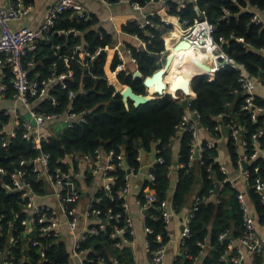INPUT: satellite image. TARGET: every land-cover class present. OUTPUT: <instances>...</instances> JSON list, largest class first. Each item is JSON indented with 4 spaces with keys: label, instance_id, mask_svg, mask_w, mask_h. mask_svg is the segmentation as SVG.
Listing matches in <instances>:
<instances>
[{
    "label": "built area",
    "instance_id": "1",
    "mask_svg": "<svg viewBox=\"0 0 264 264\" xmlns=\"http://www.w3.org/2000/svg\"><path fill=\"white\" fill-rule=\"evenodd\" d=\"M108 4H130L134 14L130 21L135 22L139 28L149 26L158 27L155 23V16L159 15L161 21L166 25L174 28L175 24L168 17L177 18L181 28L182 36L174 39L172 42L166 40V50L161 55L166 56L174 51V45L180 40H187L191 44L190 49L203 51L204 54L213 60V76L224 68L231 67L239 74V88L235 92L241 95L243 102L240 106L242 112L249 114L252 122L258 123L256 130L252 131L245 125L238 123L235 118L231 117L226 111L221 112L216 117L218 120L229 118L225 125L222 123L214 127V131L219 133V137H214L213 130L209 126L201 123L202 115L193 108L192 102L196 99V93L190 87V94L179 90L176 100H186V112L182 117L180 124L176 127V134L172 137L174 146L178 143V136L182 133L191 135V147L189 155V167L195 165L205 168L208 178L214 181V187L210 190L209 199H216L218 192L224 183L230 182L233 188H236L237 178L230 177V170L226 163L220 157H213V162L205 160V154H211L214 149L220 150L225 148L223 142L233 140L238 152L236 172L244 178L246 186H251L252 172L250 167L260 158L264 159V104L259 102L256 91L264 87V76L255 79L247 70L243 63H237L232 56L226 51L223 45V37L215 38L216 26L208 17L206 11H202L196 4L200 15L192 21L183 20L180 16L170 14L172 4H176V9L180 11L185 8L188 2L192 0H150L143 4L141 0H100ZM196 2L197 0H193ZM237 4L242 11L251 14V22L264 27V10L257 5H252L249 0H230ZM33 10V3L27 0H0V100L10 98L25 109V114H16L11 110H5L6 115L11 116V120L2 126L0 135L5 134L3 146L7 147L14 138L20 133L29 140L36 154L30 157H22L19 160H12L7 166H0V184L6 194H18L20 213L25 214L21 220L23 225V238H28L26 242L32 243L34 247H39L42 255L49 248L48 242L53 239L54 242H65L69 249V264L78 260L81 264H137L122 263L116 258L92 256V246L84 247L83 244L91 236L108 232L109 226L112 227L110 237L114 240V245L118 248L130 247L136 234L135 221L130 211V198L133 194L132 180L142 171V151L140 150L139 161L141 167L136 169L130 166L126 161L124 153H116L114 150L105 151L101 147L91 153H80L77 150L66 153L57 159L53 154L43 149V144L49 142L52 136H57L61 131H57L59 123L66 125L65 129L73 128L77 124L87 123L91 118V113L77 109L75 100L79 91L70 88V82L75 81V72L71 67L72 60H78L84 67H88L100 54H106L103 50H109L110 47H100L95 53L86 49L83 42L73 45L70 48L71 54H59L60 45L54 43V36L58 35H79L80 32L73 29L56 30L58 19L66 12H72L79 19L85 21L92 16L86 10V4L81 0H57L46 13L44 21L38 27L21 26L15 27L14 23L21 22L29 16ZM229 11H226V14ZM171 28V29H172ZM169 30L170 33L172 32ZM168 32V31H167ZM140 41V46L133 45L138 49H146L147 43H151L154 35L147 41L135 35ZM238 41L244 42L243 38H237ZM41 43L52 46L58 56V60L53 62L49 69V75L45 76L34 59H28L31 52L38 49ZM170 44V46H169ZM253 48L252 44H247ZM114 56L109 64L110 74H114L117 79L121 71H127L129 62L137 63L133 56L131 48L116 43L114 47ZM184 50L180 51L183 52ZM264 53V47L259 49ZM78 53L79 56L78 57ZM118 58L120 63L116 69L112 70L114 60ZM67 67V70H60V61ZM107 66V63H106ZM105 66V70H106ZM31 71H34L33 77ZM109 82V74L106 70ZM10 74L9 82L13 87L11 96H8L9 85L5 82ZM201 75V74H200ZM56 84H61L62 89L68 90L67 100L62 109L56 112L48 113L45 110L38 109V105L43 101H50L54 106L59 107L64 101L52 93V88ZM84 89V85L81 86ZM230 106V103H227ZM26 114H30L31 120L27 119ZM64 129V130H65ZM54 130V132L52 131ZM206 134V136H205ZM212 135V137H211ZM221 144V146H219ZM251 147V149H250ZM161 151L155 149L156 158L146 166L144 184L152 183L156 180V175L152 170L156 164H164L165 158L160 155ZM176 167L179 165L178 161ZM249 163L245 168L244 164ZM214 164H217L219 172L224 175L223 181H216ZM125 172V185L117 191L118 199L121 200V210L115 211L113 208L103 210L96 208L95 203L102 201L98 194L112 196L113 187L115 186L116 175L112 172L117 170ZM255 173L259 172V166L255 167ZM91 181L89 183V178ZM178 182V174L174 177L170 194L160 202L159 209L161 217L165 222V229L170 238L171 226L177 219L178 213L173 202V194ZM253 187L260 196L261 203L264 205V180L257 177L253 182ZM90 190L91 193L85 205L82 204L85 193ZM218 190V191H217ZM147 200L141 203L145 212L157 202L155 193L148 191ZM237 199L242 211V235L238 238L242 246L252 250H260L264 247V238L259 236L256 231V222L254 214L250 208L248 198L245 193L238 191ZM193 202V203H192ZM189 211L185 214L182 221V230L180 240L182 247L186 238L191 234L190 224L195 217V212L199 209L200 198L195 196L190 202ZM20 213H16L14 221L21 218ZM3 214H0V241L4 233ZM12 220L8 222L9 226ZM69 236H67V233ZM146 233L153 234L154 229L146 226ZM231 231L227 230L220 236L221 240H229ZM156 240L159 246L153 251L152 264H174L175 258L171 262H166L168 253V241L165 242V236L158 233ZM232 240L226 250V258L230 264H245L243 252L239 249L232 251ZM19 242L18 238L12 235L9 239V248L0 250V264H11L12 251L11 247ZM202 245L203 251L205 244ZM146 247L151 251V242L147 238ZM202 251V252H203ZM180 256V255H179Z\"/></svg>",
    "mask_w": 264,
    "mask_h": 264
},
{
    "label": "trees",
    "instance_id": "2",
    "mask_svg": "<svg viewBox=\"0 0 264 264\" xmlns=\"http://www.w3.org/2000/svg\"><path fill=\"white\" fill-rule=\"evenodd\" d=\"M150 0H141L147 4ZM252 5H257L264 10V0H249ZM34 3V0H27ZM196 4L202 11H206L212 23L216 26L215 38L223 37V45L226 51L237 63L246 65L249 73L255 78L261 74L264 76V53L259 49L264 47V27L251 22V14L242 11L240 7L230 0H197L188 2L185 8L180 11L176 9V4H172L170 14L180 16L181 19L191 21L198 16ZM226 11L229 13L226 14ZM92 20L79 19L72 12H66L57 21L56 30H70L80 32L79 35H58L54 36V43L60 45L59 54H71L70 48L78 43H85L86 49L95 53L100 47H114L116 35L108 29L99 27L98 18L92 15ZM155 23L158 27L149 26L139 28L135 22H127L122 30L132 35H138L144 41L154 35L151 43H147L146 49H138L131 44L133 56L137 60L139 70L144 77L156 72L161 64L158 58L166 50L165 34L172 26L161 21V17L156 15ZM175 25L174 28H177ZM237 38H243L240 42ZM252 44L253 48L247 46ZM156 54L158 57H154ZM169 53L167 57L170 55ZM78 57L79 53H78ZM28 59H34L37 68L42 70L45 76L49 75V69L53 62L58 60L55 50L51 45L41 43L38 49L31 52ZM107 55L100 54L98 57L84 67L78 60L71 61V67L75 72V81L70 82V88L79 91L75 100L78 110L91 113V118L87 123L77 124L73 128H68L57 136H52L49 142L43 144V149L53 154L54 158L64 156L66 153L77 150L80 153H91L101 147L105 151L114 150L116 153H124L126 161L136 169L141 167L138 157L140 150L151 152L154 149L161 151L160 155L165 158L164 164H156L152 169L156 175V180L152 183L146 182L139 194V200L144 203L146 193L153 192L157 196V202L147 212V226L154 229L153 234H148L147 238L151 242L152 250H156L159 242L156 240L158 233L165 236V242L169 240L168 232L165 229V222L161 217L159 209L160 202L170 194L174 177L178 174V182L173 194V202L178 214L186 213V209L192 205L191 200L196 186H201L197 194L200 198L199 209L195 212L190 228L191 234L186 238L182 247V255L178 256L174 264H197L196 261L202 256V244L209 243L213 250L203 258L201 264H230L226 258V250L232 240L238 239L243 232L242 212L237 199L238 190L233 188L231 183H224L217 195V200H210V190L214 187V181L208 178L205 168L195 165L189 167V155L191 147V135L188 133L179 134L178 147L172 143V137L176 134V127L180 124L186 112V100H176L171 93L163 97L144 103L138 107L132 100L129 106L124 102L123 95L115 85L111 84L107 78L105 66ZM120 60L116 58L112 65L114 71ZM60 70H67V67L60 61ZM134 72L121 71L118 74V81L123 85H131L135 92L146 95L147 89L144 79L134 78ZM34 71H31L33 77ZM114 76V74H112ZM238 72L231 67L224 68L216 73L214 77L204 74L197 75L193 80V90L196 99L192 102L202 115L201 123L209 126L213 130L214 137H219V133L214 131L217 124L225 125L229 118L218 120L219 113L226 111L228 114L237 116L242 124L247 128L255 129L257 123L249 119V115L240 110L243 99L235 92L239 88ZM10 74L5 82L9 85L8 96H11L13 87L9 82ZM116 83L114 77H112ZM176 81L169 80V88L173 89ZM119 84V83H118ZM84 85V89L81 86ZM117 86V85H116ZM120 86V85H119ZM122 87L120 90H123ZM181 90L182 88H178ZM52 93L64 99L62 105L54 106L50 101H43L38 105V109L48 113L56 112L69 103L67 98L68 90L62 89L61 84H56L52 88ZM263 104L262 101H259ZM230 103V106H227ZM5 110H0V130L3 125L10 122L11 116L6 115ZM5 134L0 135V166H7L12 160H19L22 157H30L36 154L29 140L20 133L13 139L7 147L3 146ZM229 153L234 168L237 167L238 152L233 140L229 139L225 146ZM251 149V147H250ZM218 156L216 148L209 155L205 154L207 162H213V157ZM183 167H176L175 163ZM259 166V172L255 173V167ZM252 172L249 195L253 199L259 212H263V205L260 196L253 187V182L257 177L264 180V159L260 158L250 167ZM215 180L223 181L224 175L219 172L217 164H214ZM116 175L115 186L112 196L98 194L102 198L100 203H95L96 208L103 210L113 208L115 211L121 210V200L118 199L117 191L125 185L123 170L112 172ZM199 178V180H198ZM89 183L91 177L89 178ZM16 213H20L18 194H6L0 184V214L4 218V233L0 241V250L9 248V239L12 235L18 238L19 242L12 246L11 264H69V249L65 242H48L49 248L45 255L39 247H34L32 243L26 242L28 238H23V225L21 220L25 214L20 213L21 218L14 221ZM12 220V226L8 222ZM112 227L108 232L91 236L84 247L92 246V256H102L106 258H116L122 263L135 262V255L131 247L118 248L114 245V240L110 237ZM227 230L231 231L229 240H221L220 236ZM234 249H232L233 251ZM95 264V263H86Z\"/></svg>",
    "mask_w": 264,
    "mask_h": 264
},
{
    "label": "crops",
    "instance_id": "3",
    "mask_svg": "<svg viewBox=\"0 0 264 264\" xmlns=\"http://www.w3.org/2000/svg\"><path fill=\"white\" fill-rule=\"evenodd\" d=\"M57 0H34L33 3V10L29 16L24 18L21 22L14 23L15 27H21V26H30L32 28L38 27L45 19L46 13L48 12L49 8L56 2ZM86 4V10L89 14L95 15L98 18V28L102 27L105 29H108L109 32H112L116 35V43H119L121 46L124 45L127 47L128 44L140 46V41L135 35L126 33L122 30V27L124 24H126L128 21L131 20L134 11L130 4H108L100 0H81ZM121 10V11H120ZM0 35H1V28H0ZM132 64V61H130L129 65ZM135 66L130 68L128 66L129 72H131L130 69L135 72L137 69H139L137 63H133ZM111 77H114L111 74ZM115 79V77H114ZM116 82L119 83V85H122L118 81V78L115 79ZM113 85L116 84L113 82ZM181 85V84H180ZM174 86L175 90L173 93L177 94L179 91V86ZM118 90V88H117ZM184 90V87L181 89ZM119 91V90H118ZM172 91V90H171ZM256 95L258 96L259 101H262L264 104V87H260L256 91ZM240 97V95H239ZM242 98V97H240ZM0 110H11L13 113L16 112V114H25L26 111L23 108L21 104L16 103L10 98L2 99L0 100ZM247 115H249L247 112H245ZM235 120L242 124L237 116H233ZM255 123V122H254ZM258 124V123H257ZM244 125V124H242ZM258 127V125H257ZM256 127V128H257ZM250 129L252 131L256 130ZM54 132V130H52ZM206 136V134H205ZM212 137V135H211ZM224 146H227V142H223ZM221 146V144L219 145ZM175 147L177 148L178 145L176 144ZM218 151V156L221 160L227 164L230 170V177L231 178H237L236 182V189L238 191H242L246 194L248 198V202L250 204V208L254 214L255 222H256V231L259 236L264 238V205H263V212H259L257 206L255 205L253 199L249 195V186H246L244 182V178L239 175L235 168L232 165L231 157L229 153L227 152L226 148H220V150L216 149ZM156 158L155 149L151 152L142 151V171L140 174L133 178L132 184H133V194L130 198V211L135 221V229L136 234L134 236V241L132 245L130 246L134 252L135 255V262L137 264H152V257L150 252L148 251L146 247L147 242V233H146V218H147V212L142 208L141 203L139 202V194L142 192V189L144 187V181L145 178V171L146 166L150 165ZM91 193L90 190H88L85 194V198L82 202L83 205L86 204L88 199L87 194ZM198 192L193 193L192 200L195 196H197ZM90 196V194H89ZM191 200V201H192ZM190 206L186 209V213L178 214L177 219L173 222L171 226V233L170 238L168 240V253L166 256V262H171L175 258H177L179 255H182V245L180 240V233L182 230V221L185 216L187 215L189 211ZM241 210V209H240ZM242 212V211H241ZM67 236H69L68 232L66 233ZM233 251H237V249L241 250L243 252V255L245 257V264H264V247L260 250H252L248 247L242 246L240 244V241L236 239L232 243ZM213 250V246H210L207 242L205 244V249L202 252V257L196 261L197 264H201L203 261V258L208 254V252ZM245 250V251H244ZM73 264H81L78 262V260H75Z\"/></svg>",
    "mask_w": 264,
    "mask_h": 264
},
{
    "label": "water",
    "instance_id": "4",
    "mask_svg": "<svg viewBox=\"0 0 264 264\" xmlns=\"http://www.w3.org/2000/svg\"><path fill=\"white\" fill-rule=\"evenodd\" d=\"M197 14L200 15V12L199 10L197 9ZM191 48V44L189 41L187 40H180L178 43H176L174 45V51L168 56V58L166 59V62H165V65L162 67H160L156 72H154L152 75H149V76H146L144 77V75L142 74V72L137 69L134 73H133V76L134 78H142L144 79V85L147 89V94L144 95V94H139L137 92H135L134 88L131 86V85H124V89L123 90H119L121 92V94L123 95V99H124V102L127 106H129V101L132 100L135 104L136 107L144 104V103H147L149 101H152V100H155L157 98H160V97H163L164 95L170 93V92H166V88H167V85L164 81H163V77L165 76V74L169 71V69L172 67L173 63H174V60H175V51H182V50H186V49H189ZM104 53H107V50H103ZM154 57H158L156 54H154ZM208 59L212 60L211 58L208 57ZM212 64L213 63V60H212ZM160 65V63H159ZM200 74H204V73H199V74H196L194 75L190 82H189V89L191 87L192 89V83H193V80L194 78L197 76V75H200ZM261 78H263V74L260 75ZM155 86V89L153 91V93L150 91V88L154 87ZM157 87V88H156ZM187 89V88H186ZM185 92V91H184ZM187 94L189 95L190 94V91H187ZM148 94H153L152 96H149ZM173 96H176L177 94L175 93H171ZM241 97V95H240ZM175 165H177V162L175 163ZM244 167L245 168H248L249 167V163H245L244 164ZM199 180V178H198ZM218 191V190H217ZM89 196V194H87Z\"/></svg>",
    "mask_w": 264,
    "mask_h": 264
},
{
    "label": "bare ground",
    "instance_id": "5",
    "mask_svg": "<svg viewBox=\"0 0 264 264\" xmlns=\"http://www.w3.org/2000/svg\"><path fill=\"white\" fill-rule=\"evenodd\" d=\"M168 19L172 20V22L175 25H178L177 28H173L171 35H170V39H177L178 37L182 36V28H181L177 18L168 17ZM169 46H170V44H169ZM174 53H175L174 63L178 62L180 57L184 56V58L177 63V70L172 75V77H173L172 79L177 82V85L181 84L180 86L182 88H183V86H185L183 91H185V92H186V90L190 91V89L188 88L189 82L194 75L199 74V73H204V74H211L213 76V74H214L213 67L214 66L212 64V60L208 59L209 56L204 54L203 51H197V50L189 48V49L184 50L183 52H180V50H179V51H175ZM174 63L172 65V67L169 69V71L163 77V81L166 84H168L165 91L170 92V93H173V91L175 90V88H173V89L169 88V80H168L170 78L169 73L171 72V70L174 66ZM154 89H155V86L153 88L151 87L150 91L153 93ZM148 95L152 96L153 94H148Z\"/></svg>",
    "mask_w": 264,
    "mask_h": 264
},
{
    "label": "rangeland",
    "instance_id": "6",
    "mask_svg": "<svg viewBox=\"0 0 264 264\" xmlns=\"http://www.w3.org/2000/svg\"><path fill=\"white\" fill-rule=\"evenodd\" d=\"M173 27V26H172ZM173 30V28L171 29V31ZM170 35H171V33H170V31H168L166 34H165V37L167 38V40L168 41H170V42H172L174 39H170ZM106 55H107V66H106V70H107V72H108V74H109V78L112 80V77H111V74H110V72H109V64H110V62H111V60L113 59V56H114V50H113V48L112 47H110L109 48V50L107 51V53H106ZM168 57L165 55V54H163V55H161L159 58H158V64L160 63L161 64V66L163 67L164 65H165V62H166V59H167ZM184 58V56H182V57H180V59H179V61H181L182 59ZM178 61V62H179ZM178 62H176V63H174V66H173V68H172V70H171V72L169 73V76H170V78L168 79V80H172V75L176 72V70H177V63ZM130 63V62H129ZM130 68H132V67H134L135 65L133 64V62H132V64L131 65H128ZM128 70V69H127ZM131 70V72H133V70L132 69H130ZM111 82H113V80L111 81ZM117 86H116V89L118 88V90H120L123 86L122 85H120L119 86V84H118V82H116L115 83ZM181 87V86H180ZM184 88H185V86H183ZM182 88V87H181ZM147 93V92H146ZM26 116H27V119L28 120H31L32 118H31V116H30V114H26ZM66 128V125L65 124H63V123H59V127H58V132L59 131H63L64 129ZM201 190V186H196V188H195V190H194V193L195 192H198V191H200Z\"/></svg>",
    "mask_w": 264,
    "mask_h": 264
}]
</instances>
